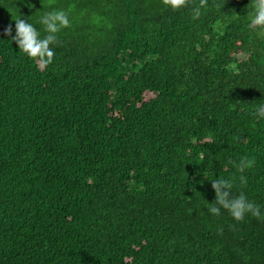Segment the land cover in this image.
<instances>
[{
	"label": "trees",
	"instance_id": "16d2710c",
	"mask_svg": "<svg viewBox=\"0 0 264 264\" xmlns=\"http://www.w3.org/2000/svg\"><path fill=\"white\" fill-rule=\"evenodd\" d=\"M253 3L206 0L193 20L199 0H0V264H264ZM53 9L72 23L41 68L5 29L43 33ZM219 178L261 216L210 214Z\"/></svg>",
	"mask_w": 264,
	"mask_h": 264
},
{
	"label": "clouds",
	"instance_id": "9594fccd",
	"mask_svg": "<svg viewBox=\"0 0 264 264\" xmlns=\"http://www.w3.org/2000/svg\"><path fill=\"white\" fill-rule=\"evenodd\" d=\"M164 4L173 11H179L182 8L189 7V0H163ZM206 6V0H199L191 9V16L193 20H197L201 15V9ZM13 20V19H12ZM15 34L11 35L12 28L5 29V35H10L11 40L16 43L20 52L25 54L29 59L38 62V66L43 68L53 63L54 46L58 40V34L71 26L72 21L69 14L62 9H53L51 11L43 12L39 18V25L43 28L41 30L24 19L22 16L14 19ZM248 28L257 35L264 34V0H254L252 14L249 16ZM253 114L257 118L264 119V103L254 107ZM234 164L238 172H244L251 167L253 161L247 157L242 158L238 163ZM241 183H245V177H240ZM232 183L226 179H217L213 183L216 189L215 203L208 208V212L212 215H220L221 210H226L231 217L236 221H243L246 216L254 217L261 216V206L249 200L243 193L234 195L232 193ZM226 191L221 192V188Z\"/></svg>",
	"mask_w": 264,
	"mask_h": 264
}]
</instances>
